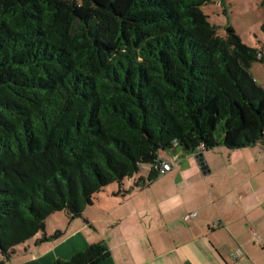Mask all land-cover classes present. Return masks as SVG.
<instances>
[{
	"label": "trees",
	"instance_id": "obj_1",
	"mask_svg": "<svg viewBox=\"0 0 264 264\" xmlns=\"http://www.w3.org/2000/svg\"><path fill=\"white\" fill-rule=\"evenodd\" d=\"M214 1L0 0V264L61 237L46 233L54 213L149 186L164 153L264 142L263 52L219 34ZM109 255L99 241L54 264Z\"/></svg>",
	"mask_w": 264,
	"mask_h": 264
},
{
	"label": "crops",
	"instance_id": "obj_2",
	"mask_svg": "<svg viewBox=\"0 0 264 264\" xmlns=\"http://www.w3.org/2000/svg\"><path fill=\"white\" fill-rule=\"evenodd\" d=\"M163 155L173 167L149 186L99 195L65 225L46 224L47 235L64 234L42 243L37 234L15 264H54L99 241L110 255L96 264H264V142Z\"/></svg>",
	"mask_w": 264,
	"mask_h": 264
},
{
	"label": "rangeland",
	"instance_id": "obj_3",
	"mask_svg": "<svg viewBox=\"0 0 264 264\" xmlns=\"http://www.w3.org/2000/svg\"><path fill=\"white\" fill-rule=\"evenodd\" d=\"M262 0H215L202 7L203 11L209 15V20L212 24L218 27V32L220 35H225L229 26L233 27L236 33L242 38L243 42L251 47L259 48L262 50L264 55V33L261 31V24L264 20V5L261 4ZM251 71L257 80V82L264 88V62L257 61L253 64ZM150 165H145V169L142 172L135 175L133 178H126L125 188L130 189L134 183L135 179L141 176H147L148 169ZM119 189L117 183H112L105 187V190L100 192L94 203L90 206H95L98 204V196L110 193L115 195L113 197H124L130 195L132 192L129 191L125 193L126 195L117 194L116 191ZM112 198V197H111ZM64 212H58L53 214L47 220V225L51 228L56 224H66V218ZM35 238H31L29 241L35 242ZM34 240V241H33ZM22 247L19 246V248ZM17 248V250L19 249ZM22 249V248H21ZM19 255V254H18ZM14 256L12 259V264H15L21 256ZM1 258V253H0Z\"/></svg>",
	"mask_w": 264,
	"mask_h": 264
},
{
	"label": "built area",
	"instance_id": "obj_4",
	"mask_svg": "<svg viewBox=\"0 0 264 264\" xmlns=\"http://www.w3.org/2000/svg\"><path fill=\"white\" fill-rule=\"evenodd\" d=\"M195 154L198 155V152H196ZM172 167H173V161L172 160L167 159V158L163 159L162 160V166H161V169H160L161 174H165ZM196 214H197L196 212H190V213H188V214L185 215L184 219L186 221H188V220L192 219L193 217H195Z\"/></svg>",
	"mask_w": 264,
	"mask_h": 264
}]
</instances>
